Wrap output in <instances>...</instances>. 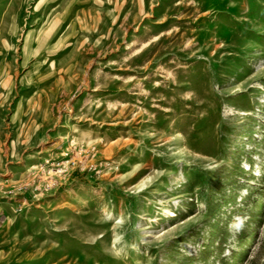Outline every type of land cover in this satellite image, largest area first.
<instances>
[{
    "label": "rangeland",
    "instance_id": "1",
    "mask_svg": "<svg viewBox=\"0 0 264 264\" xmlns=\"http://www.w3.org/2000/svg\"><path fill=\"white\" fill-rule=\"evenodd\" d=\"M0 264H264V0H0Z\"/></svg>",
    "mask_w": 264,
    "mask_h": 264
},
{
    "label": "clouds",
    "instance_id": "2",
    "mask_svg": "<svg viewBox=\"0 0 264 264\" xmlns=\"http://www.w3.org/2000/svg\"><path fill=\"white\" fill-rule=\"evenodd\" d=\"M242 226V221L237 223V227H241Z\"/></svg>",
    "mask_w": 264,
    "mask_h": 264
},
{
    "label": "bare ground",
    "instance_id": "3",
    "mask_svg": "<svg viewBox=\"0 0 264 264\" xmlns=\"http://www.w3.org/2000/svg\"><path fill=\"white\" fill-rule=\"evenodd\" d=\"M174 215H175V213H174Z\"/></svg>",
    "mask_w": 264,
    "mask_h": 264
}]
</instances>
